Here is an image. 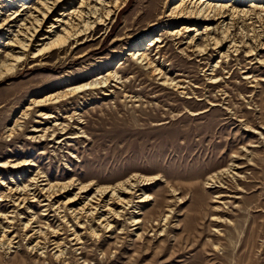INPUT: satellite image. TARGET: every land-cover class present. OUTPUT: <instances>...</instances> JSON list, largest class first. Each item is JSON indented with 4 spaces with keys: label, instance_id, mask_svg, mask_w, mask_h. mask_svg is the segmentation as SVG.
I'll return each instance as SVG.
<instances>
[{
    "label": "rangeland",
    "instance_id": "374dc122",
    "mask_svg": "<svg viewBox=\"0 0 264 264\" xmlns=\"http://www.w3.org/2000/svg\"><path fill=\"white\" fill-rule=\"evenodd\" d=\"M216 2L247 9L262 1ZM170 3L126 0L107 31L99 26L76 49H52L0 80V191L7 187L2 183L15 187L33 177L74 181V190L52 198L50 214L43 215L44 202L31 206L43 223L63 229L58 239L73 238L75 221L63 216L83 201L72 208L62 202L79 185L90 184L89 196L97 188L126 187L135 176L152 178L138 182L134 195L118 190L134 201L110 204L120 216L103 211L81 219L83 244L71 240L62 257L32 253L22 241L0 254V264H264V36L258 31L264 17L242 13L254 24L242 16L233 25L229 34L238 48L225 44L222 32L216 34L221 46H207L204 38L190 44L186 35L194 31L171 33L187 25L202 31L205 22L169 20ZM38 6V0H0L1 18L12 12L24 18ZM7 36H0L3 55ZM138 45L164 76L129 55ZM108 72L113 77L104 87L32 105ZM22 161L31 165H6ZM106 215L111 229L101 223Z\"/></svg>",
    "mask_w": 264,
    "mask_h": 264
},
{
    "label": "bare ground",
    "instance_id": "6f19581e",
    "mask_svg": "<svg viewBox=\"0 0 264 264\" xmlns=\"http://www.w3.org/2000/svg\"><path fill=\"white\" fill-rule=\"evenodd\" d=\"M125 1L126 0H38L39 6L33 8L31 13L29 12L27 15L25 14L26 16L24 18L20 17V12L6 14L4 18H1L0 13V36L9 34L6 38L8 41L3 44L6 48L5 54L3 55V53L0 52V80L5 78L7 75H11L16 72L18 65L21 63H26L27 60L44 57V55L52 49L66 46H71V50L76 49L86 41L93 39V33L99 26L105 27L107 31L109 27L108 25L110 24L113 16L121 5L125 3ZM219 1L224 2L225 0ZM261 1V4L252 3L247 9H240L233 4L219 2L214 3V0H171V3L166 6L164 13L171 21H181L193 17L197 22H205L202 31L197 28V25H187L183 26L182 29L171 33L175 36H181V34H185L184 32L194 31L195 35L192 37H190V35H186V38L190 39L188 41L190 44H193L196 39L204 38L207 42V46H221V38H217L216 34L222 32L224 33L222 40L225 44L231 43V47H237L239 45L236 44V42L232 40L233 38L230 37V30L234 29L233 25L240 21L239 19L242 16L244 18L243 21H245V19H247V21L248 19L249 21L252 20L251 22L248 21L249 23H253V18L250 17V13H257L260 17L261 15L264 17V0ZM242 13H249L250 16ZM259 16L256 15V18ZM257 21L258 19H256V22ZM261 27V29L258 28V31L262 33V36H264V25ZM251 36L250 39H252ZM160 39L161 37H156L155 41H160ZM149 45L153 44L150 43ZM263 45L264 42H261L260 46L263 47ZM140 49L139 45L136 48L134 47L130 50L131 53H129V55H131L134 60L149 67L153 74L158 75L160 78V76L164 73L163 69L158 67V61L151 57L150 54L140 52ZM82 55L78 57H82ZM110 76L111 78L113 77L111 72H108V76H102V80H94L90 83L88 82L86 84L83 83L81 85L74 86L65 90L63 93L56 95L55 97H52L51 95V97L44 101L34 100L32 105L43 106L48 101H54L57 103L61 98H67L71 94L73 95V93L106 84ZM27 110L29 109L27 108L22 112V116L29 115L26 113ZM43 114L45 115V118L53 117L46 115L45 112ZM40 116L43 115L40 113ZM47 130L44 131V135L48 133ZM33 131L37 132L41 130ZM42 136H40L41 139ZM1 165L2 164H0V166ZM6 165H8L11 169L16 170L31 164L23 163L22 161L15 162L13 164L6 163ZM223 173L226 175L230 172L222 171L219 174L222 175ZM217 176L218 175H215L212 178H216ZM151 179L152 178H139L138 176H135L132 179L127 180L128 186L126 187L123 184H119L115 187L108 186L99 189L97 188L94 194L89 196L88 193L92 189L90 188V184L79 185L78 192L74 195V197L62 202L63 206L69 205V207L71 206L72 208L73 203L79 200L83 201L80 208H72L71 214L67 212L63 216V218L72 216L75 221V224H70V226H72L71 228L68 227L70 228L69 234L73 235V238H71L72 242L74 241V244L76 245L83 244V238H81L80 232L77 230V227H82V225H79V222L81 223V219L89 217H93L94 219V215L96 214H101L99 215V217H101L104 214L103 211L120 216V211H114L115 208H110V204L113 203L115 205L126 207L130 204L132 205L134 201L133 198L127 199L121 193L119 194V192L121 191L125 194H133L135 191L134 189L141 185L138 182H149ZM7 184L8 183H2V185H6L7 187L5 188V191H0V254H6V252L11 251L12 247L21 246V244H24V242H21L25 241L24 248L30 250L32 253L39 252L40 255L46 256L50 251H54V257H62L66 248L65 245H68L67 243L71 240L69 239V242H67L68 237L58 239L59 237L57 236L63 233V229L59 227L51 228L50 225L47 224L48 222L43 223L41 221L42 214L34 212V210L31 209V206L32 204L37 205V203L44 202V205L47 208L44 209L43 215L46 216L51 213L50 208L54 205L52 202L53 199L60 196L62 193L74 190V188L77 187V184H75L74 181L66 184L53 183L46 177H33L30 179L28 184H17L15 187H10ZM119 189L121 190L118 192ZM144 199H147V197H143L140 201H144ZM47 200H49L48 203H46ZM57 207L59 206L57 205ZM102 208L104 209L101 210ZM23 210L27 215H24ZM67 210L69 209H66V211ZM100 220L105 229H111L112 221L108 215L103 216ZM139 221L135 220V224H138ZM66 235L67 234H65V236ZM2 258L3 257L0 256V260Z\"/></svg>",
    "mask_w": 264,
    "mask_h": 264
}]
</instances>
